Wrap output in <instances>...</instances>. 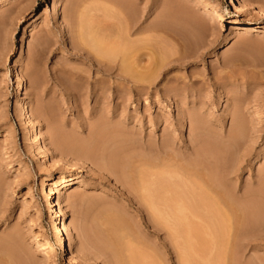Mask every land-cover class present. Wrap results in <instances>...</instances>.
I'll list each match as a JSON object with an SVG mask.
<instances>
[{
  "label": "rangeland",
  "instance_id": "1",
  "mask_svg": "<svg viewBox=\"0 0 264 264\" xmlns=\"http://www.w3.org/2000/svg\"><path fill=\"white\" fill-rule=\"evenodd\" d=\"M56 1L58 18L55 0H0V241L16 236L4 253L15 251V264L208 262L202 230L192 244L191 191L202 186L193 170L224 153L239 196L264 178V18L226 0H200L224 10L222 22L205 15L199 0ZM234 18L255 25L244 29ZM93 37L119 51L99 52ZM95 142L118 159L133 154L140 182L129 186L92 164L80 149ZM71 174L68 187L53 185ZM44 176L61 202L69 251L45 215ZM155 179L152 193L144 180ZM113 212L122 223L119 243ZM255 239L245 241L238 264H264V239Z\"/></svg>",
  "mask_w": 264,
  "mask_h": 264
},
{
  "label": "bare ground",
  "instance_id": "2",
  "mask_svg": "<svg viewBox=\"0 0 264 264\" xmlns=\"http://www.w3.org/2000/svg\"><path fill=\"white\" fill-rule=\"evenodd\" d=\"M226 2L231 7H233L234 9H238L242 13H249L250 11L254 10V11L258 12V14L264 18V7L261 5L250 4L247 0H226ZM198 5L205 7V12H206L205 15H207L211 19L218 20L219 22L229 20V17L227 16L226 12L224 10H222L221 8L213 5V4H209L207 2H200V0H199ZM59 13H60L59 3L55 0L54 5H53L52 15L55 16L56 18H58ZM176 15L177 16H174V17L179 18L178 23L184 22V19L186 16V12L184 9L179 7L176 10ZM231 21L234 24L242 25L244 29H253L252 27L255 25V23H253V22H244L240 19H235V18L232 19ZM85 24H86V26H83V28L84 27L87 28V31L84 28L85 31H83V32H85V33L82 32V36H83V34L86 37L91 36V35H89L90 33L87 35L88 31L90 32V28H88L89 24L87 22ZM89 27H90V25H89ZM83 38H85V37H83ZM233 38H234L233 34L232 33L229 34L227 36L226 42L230 41ZM92 39L94 41L92 40L91 42L95 43L92 45L94 47L96 46V48H94V49H96L98 51L100 50L99 47L104 49V50L101 49L104 53L105 52H107V53L112 52L113 50H114L113 53L119 51L118 50L119 47L115 46L114 44H111V45L115 46V47H112V46H108L109 44H107V45H106V43L103 44L105 41L104 42H103V40L101 41V39L98 37H97V39L98 40L100 39L99 43L97 42V40H95L96 37H95V39H94V37ZM16 65H18V64H16ZM129 73H131V71H129ZM24 84H25L24 79L22 77H19L17 82H16V88L22 89L24 87ZM21 107H23L24 119L26 121L30 120L31 116H30L28 110L25 108V104L22 102H21ZM238 134H239V132H236L232 135L234 140L238 137L237 136ZM112 141H111V143H113ZM215 149L219 153L221 148L219 150H217V148H214V149H212V150H214V152L212 150L211 151L213 153H215L216 152ZM80 150L87 156V158L92 162V164L99 165L102 169H105L107 172L111 173L112 175L121 178L123 180V182L126 184L128 183L129 186L134 181H139L141 171L138 168V166L136 165V163L134 161L135 159L130 158L131 156L133 157V154L132 155L129 154V156L130 155L131 156L130 157L127 156V157H125V159H118V157H119L118 154L115 153V154L111 155V153L108 152L109 150L107 149V146L104 144H100L98 142L91 144L89 147L82 146V148ZM221 151H223V150H221ZM213 153H211V155L215 156L216 161L212 160L211 164L213 163V161H215V163L217 162V159H216L217 154L215 155ZM221 154L224 155V153H221ZM221 154L218 155V157H219L218 159H220V156H221V160H226L227 158L222 159L225 155L223 156ZM207 155H209V154L207 153ZM211 155H210V157L214 158ZM137 157H138V155H137ZM140 157H143V156L139 155V158ZM210 157H209V161L211 160ZM221 160L218 161L219 166L223 162V164H221V166L224 168L223 169L220 168L221 170L216 165V164H218V162L216 164L213 163L216 166L212 165L213 166L212 167L211 165H207V166H209V168L207 167L205 169L200 168V167H202L203 164L198 163L197 164L198 166L201 165V166H199L200 169L198 168V166H196V165L195 166L200 171L193 170V174L200 179L202 186L201 187L195 186L194 189L192 188L193 190L191 191L192 194H191V198H190L192 203H191V208H190V214H189V216L188 215L187 216L189 218L191 215V217L189 218V220L191 219V224H190L191 228L190 229H192V231L194 233V234L190 233L193 235V237L191 236L192 237V244L195 245L199 241L198 240L199 239L198 232H200L202 230L203 235H201V236H203V238H204V240H203L204 247L206 246V248L208 249L207 251L209 253L208 259L206 260V258H204L208 262L203 261V264H238L237 263L238 255H239V252L241 251L242 247L244 246L245 241H249L252 238H256L255 239L256 241L264 239V178H263L262 183L260 184L259 188H257V189L250 188L246 191V193L243 196H239L238 193H236L234 191V187L232 186V183H231L232 182V175L235 174V171L232 168H230L231 165H230V167H228L229 164H231V161L229 162V159H227L226 161L228 163H227V165H225V163H224L225 161L221 162ZM139 165H141V163H139ZM145 165H147L149 167H154V168L156 167V165L153 166L149 162L148 163L145 162ZM223 165H225V166H223ZM196 167H194V165H193V168H196ZM151 172L152 171H150V173ZM137 175H138V178H137ZM150 175H151V176H149L150 178L151 177L155 178L152 176V174H150ZM155 175L157 177V173ZM49 179L50 178L44 176L42 179V182H41L42 187H43V201L46 204L45 205L46 206L45 207V215H46L47 219L51 222L52 233H53L54 239L57 242L61 243L65 247V249L69 251L70 246L66 242V238H65V234H66V230H67V224L64 220V215H60L58 213V206L61 205V202L56 203L53 200L52 197H53V195L56 194V192L53 189L47 188V184H48ZM75 179H76V176L74 174H71L68 177L58 178L53 185L57 186V187H61L63 189V188L68 187L72 181H75ZM148 180H149V178H148ZM144 181H145L144 183H146V185H147L146 186L147 189H149L150 191L152 189L154 190V188H156V186H157V184H156L157 180L156 179L153 181V183H147L146 182L147 180H144ZM198 185H200V184H198ZM136 187H137V185H136ZM131 188L133 189L134 187L131 186ZM159 191H161V189ZM151 192L153 193V191H151ZM253 197H259L260 200H254ZM152 198H154V195ZM157 206H155V207H157ZM167 206H168V204H167ZM158 207H160V206H158ZM163 208H164V206H163ZM109 210L112 211L111 209H109ZM115 211L117 212L118 210H115ZM155 211H157V210H155ZM116 212L112 213V217L109 218V222H111L110 224L112 225V237H113L115 242L119 243L122 239L121 234H120L121 233L120 231H122V223L117 220L118 214ZM179 213L183 214L180 211H179ZM183 216L185 217L184 220L187 221L188 220L187 216L184 214L182 215V217ZM167 217L169 218L170 216L167 215ZM166 221H168V220H166ZM188 221L184 224L185 225L188 224ZM173 224L174 223H172V225ZM182 225H183V223H182ZM175 226L177 227V223ZM186 226H188V225H186ZM187 228H189V227H187ZM104 238L107 239V237H104ZM109 238H110V236H109ZM189 238H190V235H189ZM106 239H105V241H106ZM15 240H16V236L12 233L8 234L5 238L1 239V241H0V264H15V262L13 261V257L16 255V252L14 251V252H10V253L9 252L4 253V250H3L5 246L6 247H8L10 245L12 246L15 243ZM108 240H110V239H108ZM108 240L106 242L110 244L111 242H108ZM190 240H191V238H190ZM46 241H47V244H51L50 240L47 239ZM189 242L191 243V241H189ZM74 243H75V237H73V239H72V245ZM195 246H197V245H195ZM201 246H200V248H201ZM111 247H112V245H111ZM206 248L204 250H206ZM197 249H195V250H197ZM115 250H117V249H115ZM197 251L199 252V250H197ZM197 251H195V252H197ZM117 254L115 253L114 256L116 255L115 257H117ZM203 254H204V252L201 253V250H200L199 255H202V257H203ZM199 255L197 254V256H199ZM14 259H16V258H14ZM116 259L118 260V258H116ZM133 259H135V258H133ZM117 264H119V263H117ZM127 264H129V262H127Z\"/></svg>",
  "mask_w": 264,
  "mask_h": 264
}]
</instances>
